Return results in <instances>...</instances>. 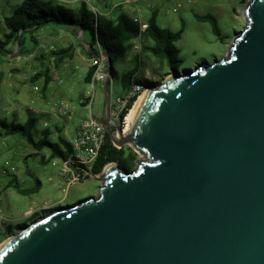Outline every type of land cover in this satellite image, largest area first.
<instances>
[{"label":"water","instance_id":"1","mask_svg":"<svg viewBox=\"0 0 264 264\" xmlns=\"http://www.w3.org/2000/svg\"><path fill=\"white\" fill-rule=\"evenodd\" d=\"M242 15L223 59L143 97L124 145L144 156L136 168L108 164L97 197L22 227L0 264H264V0Z\"/></svg>","mask_w":264,"mask_h":264},{"label":"rangeland","instance_id":"2","mask_svg":"<svg viewBox=\"0 0 264 264\" xmlns=\"http://www.w3.org/2000/svg\"><path fill=\"white\" fill-rule=\"evenodd\" d=\"M23 1L0 0V39L2 41H5V36L8 33L4 25L5 18L11 17L14 10ZM104 1L108 4L114 2V0ZM187 1L180 0L182 7L177 13L172 12L174 3L171 0H144L135 6L145 20L149 19L154 11L157 12V24L160 28L169 29L175 33L183 30L181 40L175 44L179 51L178 58L182 61L179 73L192 70L201 63L212 64L215 60H221L226 56L234 37L246 25L242 12L251 0H191V3ZM90 2L101 13V6L95 0H90ZM123 2L124 0H117L116 4ZM81 3H75L76 8L80 7ZM125 11L129 16L138 14ZM202 14H208L215 18L220 31L219 34L213 32L211 22H202L198 19V16ZM49 27L50 25H45L36 31L34 40L30 34L26 35V48L29 49V54L20 55L19 48L16 44L14 45V42L7 48L9 52H0V119L8 123L23 125L32 115L41 117L33 129L37 135L47 130L55 131L57 128L64 134L66 128L71 130L74 123L85 120L88 111L80 105V98L92 93L91 87L84 81L90 56L85 54L83 49L85 45L89 47L96 45L93 43L92 35L90 32H84L80 39L72 32L70 34L71 41L74 48H77L74 54V62L68 57L63 63L60 61L57 64L56 61H53V65L52 61L49 60L54 53L51 51L69 49L70 46L63 35H60L61 37L57 40L50 39L51 33L42 35L45 30L51 31ZM153 44L151 39L143 37V49L140 53L136 54L131 51L127 57L115 62L116 74L111 77L109 87L111 100L122 99L127 95L128 89L124 88L123 79L129 70L136 67V55L139 56L140 61L139 72L135 76L136 80L144 78L149 81H158L160 84L169 77L171 72L163 77H155L152 74L153 69L161 68L159 61L146 50L147 46ZM50 49L53 50L50 51ZM75 62L78 64L75 65L77 69L72 72L75 71L76 76L70 77L72 72L70 74L62 72L58 79L52 80L45 86L44 80L48 73L50 75L52 70L55 72L62 67H67L66 70L70 71ZM71 63L73 64L71 65ZM34 71H37V75H39L38 80L34 79L37 76L32 74ZM164 72L168 71L165 70ZM35 86H39L38 91L35 90ZM158 86L160 85L152 88ZM95 92L92 113L102 120L105 116L106 106L103 85L97 84ZM63 101L67 102L74 112L68 116L70 120L67 124L66 120L56 115L59 105ZM49 140L56 142L54 139ZM28 145L24 138L17 135L0 139V216L2 217L0 220V245L22 227L49 215L50 212L42 213L43 205H51L49 209L74 205L80 200L97 197L98 190L102 185L93 177L85 183L70 187L68 191L59 189L60 179L57 173L61 161L55 156L57 164L53 165V161H51L47 164L46 169L37 161H25L23 154L17 149L19 148V151L23 150L24 152ZM123 149L126 157L131 153V149L136 153L134 166L130 170L133 171L137 162L143 160L144 156L129 146H124ZM43 150L50 154L47 146ZM12 164L16 168L15 174L8 172ZM28 168L34 172V175H25V183L20 182L22 187L35 186L37 180L41 182V186L34 194L23 196L18 193L15 180L20 173ZM31 210L35 211V217L27 216ZM7 227H11L10 233Z\"/></svg>","mask_w":264,"mask_h":264},{"label":"trees","instance_id":"3","mask_svg":"<svg viewBox=\"0 0 264 264\" xmlns=\"http://www.w3.org/2000/svg\"><path fill=\"white\" fill-rule=\"evenodd\" d=\"M157 15L158 13L155 11L152 13L149 20V28L144 38L148 37L154 42L153 45L147 46L146 50L161 64V68L153 69L152 74L155 77H163L170 72L178 73L182 65V61L178 58L179 51L175 44L181 40L183 30L175 33L169 29L160 28L157 24ZM198 19L202 22H211L213 32L215 34L220 33L213 16H198ZM4 25L8 33L5 36V41L0 39V52H9L7 48L14 42V45L18 43L20 55L29 54L30 52L29 49L26 48V35L30 34L34 40L35 32L45 25L70 27L75 30L74 32L77 30L90 32L93 43H99L103 54H107L110 59L112 64L110 68L111 77L116 74L114 68L115 62L118 59L127 57L129 52L132 51L133 40L140 35L139 24L135 23L125 12H120L114 17L102 16L92 11L84 2L81 3L80 7L72 9L62 6L54 0H24L22 4L14 10L11 17L5 18ZM93 47L94 45H91L90 49ZM69 52L70 50L55 51L54 55L60 57L59 60L63 61L68 57ZM93 54H97V52L93 51ZM139 62V56L136 55V67L125 74L123 79L124 88L129 90L133 83H139L145 89L159 85L158 81H149L144 78L141 80L135 79V76L139 72ZM165 70L168 72H164ZM92 75L93 69L89 71L86 77L87 83H90ZM34 79L38 80L39 75ZM50 82L51 79L47 75L44 80L45 86ZM136 100L137 98L135 97L131 101L128 109L123 112L121 116L122 120L126 117ZM39 120L40 117L32 115L27 122L22 125L19 123H8L0 119V139L17 135L24 138L35 148L41 149L44 146H48L53 151V157L62 155L58 145H53L48 141L35 142L33 129ZM65 144L70 148L68 143ZM135 160L136 153L132 149L131 153L126 157L124 149L115 147L108 136L107 144L101 152L99 161L93 169V173L99 175L110 163H118L125 171H130L134 166ZM15 187L21 195H31L40 187V183L38 182L35 190L31 191L23 190L18 185H15ZM7 228L10 233L12 231L11 227Z\"/></svg>","mask_w":264,"mask_h":264},{"label":"built area","instance_id":"4","mask_svg":"<svg viewBox=\"0 0 264 264\" xmlns=\"http://www.w3.org/2000/svg\"><path fill=\"white\" fill-rule=\"evenodd\" d=\"M54 1H57L62 6H67L69 4V0ZM75 1L86 3L92 11L101 15L99 10L91 4L90 0ZM141 1L144 0H124L123 3L114 5L107 16L114 17L116 14L124 12L127 8H129L133 13H138L134 16H131L132 20L135 23H138L140 28V35L132 42V51L136 54L140 53L143 49V37L149 28L150 20V18L145 20L135 7ZM171 1L174 3L172 12L177 13L182 7V4L180 0ZM187 2L191 3V0H188ZM149 8L154 9L153 7ZM93 51L97 52V54H93ZM86 53L90 56V65L91 69H93V75L90 81L92 93H89L85 97V101H82L84 109L88 111V116L85 120H82L78 123L76 127L75 138L69 142L70 148L68 146H62L60 148L62 155H57V159L61 161V164H59V171L57 173V176L60 179V185L58 188L64 189L65 191H68L70 187L76 184L85 183L95 176L93 169L99 161L101 152L104 146L107 144L109 136L103 119H98L92 113V106L96 94V85H103L108 78L111 79L109 63L104 57L99 43H97L92 49L87 47ZM34 88L36 91L39 90V86H35ZM144 89L145 88L139 83H133L124 98H118L115 101L111 100L110 119L112 123L119 125L123 129L126 122V117L123 120L121 119L123 112L128 109L131 101L135 97L138 99L139 95L144 91ZM72 114L73 112L70 105L65 101L61 102L56 115L59 118L65 119ZM57 159H55V161ZM55 164L57 163L54 162L53 165ZM9 168L11 172H15L16 170V168L12 165ZM46 207L49 209L51 205H46ZM0 220H2L1 216Z\"/></svg>","mask_w":264,"mask_h":264},{"label":"crops","instance_id":"5","mask_svg":"<svg viewBox=\"0 0 264 264\" xmlns=\"http://www.w3.org/2000/svg\"><path fill=\"white\" fill-rule=\"evenodd\" d=\"M96 1V3L98 4V5H100L101 6V15L102 16H108V13L110 12V10L112 9V7L114 6V5H116V1L117 0H114V2H112L111 4H108L107 2H105L104 0H95ZM75 3H77L75 0H69V4L66 6L67 8H75L76 9V5H75ZM113 4V5H112ZM128 12H131V10L129 9V8H127L126 9ZM127 13V12H126ZM204 15H208V14H202L201 16H204ZM131 17V16H130ZM56 26V27H55ZM49 29L51 30V31H49V32H47L46 30L45 31H43V30H41V31H43V33H42V35L43 34H45V33H51L50 35H52L51 37H50V39H52V40H57L59 37H61L62 35H63V38L64 39H66L68 42H69V49H59V50H54V51H51V50H53V49H50V51L51 52H55V51H57V52H59V51H63V50H70V52H69V54H68V57H70V59H71V61H73L74 62V54H75V52L77 51L76 49L77 48H74V46H73V44H72V41H71V39H72V37L70 36V34H72V32L74 33V35L77 37V38H82V36H83V34H84V32L83 31H81V30H77L76 32H74L75 30L73 29V28H70V27H59V26H57V25H50V27H49ZM61 35V36H60ZM49 41V40H48ZM87 47H89V46H87V45H85L84 46V52H85V54H87L86 53V49H87ZM52 48V47H51ZM78 49H80V48H78ZM53 56H51L50 58H49V60H51L52 61V64H53V61H56V63L58 64V63H60V61L61 60H59L60 59V57H58V56H56V55H54V53L52 54ZM70 55V56H69ZM67 57V58H68ZM64 62H65V59L63 60ZM63 61H61V63H63ZM73 63H71V65H72ZM54 65V64H53ZM70 65V66H71ZM75 65H78V64H76V62L74 63V66L70 69V71H68V70H66V68L65 67H62V68H59L57 71L55 70V72L52 70L51 71V74L49 75V73L47 74L48 76H49V78L51 79V81L52 80H56V79H58L60 76V74L63 72V73H71L74 69H77L76 68V66ZM75 67V68H74ZM78 67V66H77ZM65 68V69H64ZM51 69V68H50ZM91 70V65H90V61H89V63H88V66H87V69H86V75L84 76V81H85V83L86 84H88L89 86H90V83H87L86 82V77H87V75H88V73H89V71ZM34 76L35 75H37V71H34L33 73H32ZM71 76H76V72L74 71V72H72L71 74H70V77ZM36 83V82H35ZM91 87V86H90ZM85 97L86 96H83V97H81L80 98V105L84 108V106H83V104H82V101H85ZM86 110V109H85ZM72 112H73V110H72ZM73 114H74V112H73ZM35 116V115H34ZM37 117V116H36ZM41 118V117H40ZM64 120H66L65 122H66V124L69 122V118H65ZM80 121H78V123H79ZM78 123L76 122V123H74V126H73V129H68V128H66V131H65V133L64 134H62L63 132H61L58 128L57 129H55V131H45V132H42V133H40V134H35L34 133V130H33V136H34V140H35V142L36 143H39L40 141H48V142H50V140L49 139H54L56 142L54 143V142H50L51 144L53 143V145H58L59 146V148H61L62 146H66V144L65 143H68L69 144V142H70V140H73L74 138H75V132H76V127H77V125H78ZM63 135H65L64 137H63ZM5 138H7V137H5ZM29 144V143H28ZM44 147H46V146H44ZM44 147H42L41 149H39V148H35L33 145H31V144H29L28 145V148L26 149V150H24V152H23V150L22 151H19L20 149L18 148L17 149V151L18 152H20V153H22L23 154V157H24V160L25 161H37L38 163H39V165H41V166H44L45 167V169H46V167H47V164H49L51 161H53V163L54 162H56L55 161V156L53 157L52 155H53V151H52V149L51 148H49L48 146V148H49V150H50V154H47V153H45V151L43 150L44 149ZM57 156V155H56ZM12 166H13V164H12ZM9 172V174H15L16 173V171L15 172H11V171H8ZM25 175H34V172L31 170V169H26V171H24V172H22V173H20L17 177H16V180H15V185H18L21 189H23V190H29V191H31V190H35V187L37 186V184H38V182L40 183V186H41V182L39 181V180H37V183H36V185L34 186H31V187H28V188H23L22 187V185L20 184V182H24L25 183V180H26V177H25ZM19 193V192H18ZM20 194V193H19ZM34 194V193H33ZM21 195V194H20ZM32 195V194H31ZM23 196H29V195H23ZM42 210H43V212L42 213H46V212H49L50 210H52V209H47V207H46V204L45 205H43V207H42ZM32 215V217H35L36 216V213H35V211L34 210H31L29 213H27V216H31Z\"/></svg>","mask_w":264,"mask_h":264},{"label":"bare ground","instance_id":"6","mask_svg":"<svg viewBox=\"0 0 264 264\" xmlns=\"http://www.w3.org/2000/svg\"><path fill=\"white\" fill-rule=\"evenodd\" d=\"M152 89H144V91L139 95L138 99L136 102L133 104L132 108L129 110L127 116H126V122H125V127H123V130L121 133L115 134L114 135V142L117 147H122L125 144H129V136H128V131H129V126H130V121L133 116L134 111L136 110L137 106L143 99V97ZM142 161V160H141ZM109 167V166H108Z\"/></svg>","mask_w":264,"mask_h":264},{"label":"flooded vegetation","instance_id":"7","mask_svg":"<svg viewBox=\"0 0 264 264\" xmlns=\"http://www.w3.org/2000/svg\"><path fill=\"white\" fill-rule=\"evenodd\" d=\"M115 164H117L118 167H120V168H122L124 170V168L122 166H120L118 163H115Z\"/></svg>","mask_w":264,"mask_h":264}]
</instances>
